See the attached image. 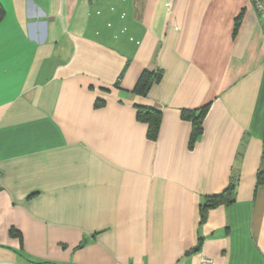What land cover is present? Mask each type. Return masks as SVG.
<instances>
[{
    "label": "crops",
    "instance_id": "1",
    "mask_svg": "<svg viewBox=\"0 0 264 264\" xmlns=\"http://www.w3.org/2000/svg\"><path fill=\"white\" fill-rule=\"evenodd\" d=\"M0 7V264H264V24L250 0ZM206 105L191 141L187 113ZM139 109L159 115L153 138Z\"/></svg>",
    "mask_w": 264,
    "mask_h": 264
},
{
    "label": "trees",
    "instance_id": "2",
    "mask_svg": "<svg viewBox=\"0 0 264 264\" xmlns=\"http://www.w3.org/2000/svg\"><path fill=\"white\" fill-rule=\"evenodd\" d=\"M1 16H2V10L0 7V18H1ZM237 24H238V21H237L236 25ZM155 78L158 79V74H155ZM151 79H152L151 73L150 72H144L141 75V78L139 79L140 85L138 84L137 88L139 90H142L145 92L148 88V85H149ZM206 109H207V105L202 107L201 110L197 114L187 113L188 118L192 122L191 141L194 140L200 134L201 121H202V118H203V115H204ZM138 117L142 118L148 122V124H149L148 135L151 138H153L155 136L156 128H157L158 121H159V115L157 114V111L155 112L151 109H149V110L139 109L138 110ZM232 187L233 186L230 185L229 188L227 190H225L223 193L216 195V196H213L205 202V204L201 207L200 223L204 222L207 209L212 208V207H214L220 203L231 202L232 199L230 198V195L232 194V190H233Z\"/></svg>",
    "mask_w": 264,
    "mask_h": 264
},
{
    "label": "built area",
    "instance_id": "3",
    "mask_svg": "<svg viewBox=\"0 0 264 264\" xmlns=\"http://www.w3.org/2000/svg\"><path fill=\"white\" fill-rule=\"evenodd\" d=\"M250 1L259 21L264 24V0H250ZM199 264H211V261L206 258H201Z\"/></svg>",
    "mask_w": 264,
    "mask_h": 264
}]
</instances>
